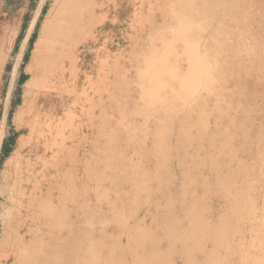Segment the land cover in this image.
Here are the masks:
<instances>
[{
	"label": "rangeland",
	"instance_id": "obj_1",
	"mask_svg": "<svg viewBox=\"0 0 264 264\" xmlns=\"http://www.w3.org/2000/svg\"><path fill=\"white\" fill-rule=\"evenodd\" d=\"M42 1L0 0V264H264V0H86L54 51Z\"/></svg>",
	"mask_w": 264,
	"mask_h": 264
},
{
	"label": "bare ground",
	"instance_id": "obj_2",
	"mask_svg": "<svg viewBox=\"0 0 264 264\" xmlns=\"http://www.w3.org/2000/svg\"><path fill=\"white\" fill-rule=\"evenodd\" d=\"M86 4V0H60L57 5L56 11L52 13V11L48 12L47 19H45L40 27L39 31V40L45 42L48 51H54L55 47L58 44H63L64 42H68L70 40V36L72 35L77 21L78 16L81 10L84 9ZM8 33L3 32L0 36V63L3 61V53L5 49L9 47L8 45ZM40 42L35 45L37 50L33 51V62L26 67V72L30 75V79L25 82L24 85V93L28 96V92L30 93L33 90V86H40L39 82L34 79V75L40 73L41 69L44 72L43 68L39 67L38 58L41 55L39 52ZM49 63H44V66H48ZM52 72V70H51ZM44 77H41L43 79ZM25 110H28L26 104L22 103V106L16 110L14 113V118L12 120L13 124L17 127L19 122L22 121L25 117ZM6 111V110H5ZM2 131L0 132V144L2 139ZM15 149V148H14ZM32 149L31 144L29 145V141L26 144V139H22L16 142V151L12 153V155L6 161L7 165H11L15 161L19 160L18 166L16 167V172L22 169V156L28 152V150ZM10 210V209H9Z\"/></svg>",
	"mask_w": 264,
	"mask_h": 264
},
{
	"label": "trees",
	"instance_id": "obj_3",
	"mask_svg": "<svg viewBox=\"0 0 264 264\" xmlns=\"http://www.w3.org/2000/svg\"><path fill=\"white\" fill-rule=\"evenodd\" d=\"M39 21H40V19L37 20V22H35L33 32L31 33V35L27 41V49H26V52L23 56L22 64L20 65V68H19V74H22L23 65L26 63L27 53L30 51V49L32 48V45L35 41L36 33H37V30L39 27ZM25 22H26V17H25ZM25 22L22 24V29H24L26 26ZM21 37H22V32L17 37V40H19ZM16 48H17V45H15L14 50H16ZM25 77H26V75L21 76V80H20V83L18 85H21L22 83H24ZM16 83H17V79H16ZM18 103H19V99H15V102L12 98L10 99V103H9V107H8L7 115H6L7 124H9V125L11 123V119L13 116L14 107L16 105H18ZM12 145H13V138L12 137H7V138L3 139L1 146H0V165L2 164L4 159L9 155V153L12 152V149H11Z\"/></svg>",
	"mask_w": 264,
	"mask_h": 264
},
{
	"label": "crops",
	"instance_id": "obj_4",
	"mask_svg": "<svg viewBox=\"0 0 264 264\" xmlns=\"http://www.w3.org/2000/svg\"><path fill=\"white\" fill-rule=\"evenodd\" d=\"M44 2V0L42 1V3ZM39 13H40V8L37 10V12H36V16L33 18V20L31 21V24H30V27H29V30H28V32H27V34L25 35V37L23 38V40H22V44H21V46H20V48H19V53L17 54V58H16V61H15V65H14V67H13V73L15 72V70H16V68H17V65H18V62L20 61V59H21V57H22V53H23V50H24V48H25V44L27 43V40H28V38H29V36H30V34H31V31L33 30V28H34V25H35V22H36V19H37V17H38V15H39ZM25 69H26V67H25ZM20 75V76H19ZM18 76H17V85L20 83V80H21V76L22 75H25V73L22 71V74H19ZM28 80V79H27ZM8 104H9V94L7 95V100H6V104H5V114H4V120H5V117H6V114H7V109H8ZM22 106V103L17 107V109L16 110H18V108L19 107H21ZM16 112V111H15ZM13 118H14V113H13V116H12V119H11V121L13 120ZM19 124H20V122H19ZM17 126H19V125H17ZM25 137L23 136V137H20V138H18L19 140H22V139H24ZM18 139H17V141H18ZM26 139V138H25ZM1 145V144H0ZM15 148V149H14ZM13 148V150H12V152L9 154V156L7 157V160H8V158L12 155V153H14L15 151H16V146ZM6 160V161H7ZM5 161V162H6Z\"/></svg>",
	"mask_w": 264,
	"mask_h": 264
}]
</instances>
